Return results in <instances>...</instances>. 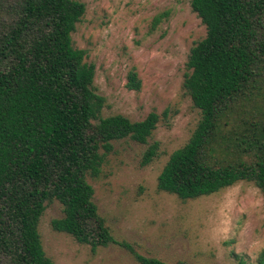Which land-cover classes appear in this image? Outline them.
Wrapping results in <instances>:
<instances>
[{
	"label": "trees",
	"instance_id": "trees-1",
	"mask_svg": "<svg viewBox=\"0 0 264 264\" xmlns=\"http://www.w3.org/2000/svg\"><path fill=\"white\" fill-rule=\"evenodd\" d=\"M187 1L205 30L188 49L181 80L198 119L167 156L155 187L186 200L246 181L264 205V0ZM3 8L0 264H53L37 231L52 200L61 215L49 220L50 228L90 252L117 244L137 264H172L115 240L86 179L98 176L116 140L146 144L138 165L152 161L158 142L147 141L160 115H101L104 98L92 86L93 64L70 37L84 11L81 1L11 0ZM125 85L138 88L133 72ZM234 264H264V244L255 260L238 257Z\"/></svg>",
	"mask_w": 264,
	"mask_h": 264
},
{
	"label": "rangeland",
	"instance_id": "rangeland-1",
	"mask_svg": "<svg viewBox=\"0 0 264 264\" xmlns=\"http://www.w3.org/2000/svg\"><path fill=\"white\" fill-rule=\"evenodd\" d=\"M84 11L70 37L94 68L92 86L104 98L101 115L142 119L160 115L147 143L158 142L148 164L138 162L146 144L113 142L97 177H87L92 200L112 237L164 262L234 264L255 260L264 244V205L258 189L238 181L209 195L181 200L158 191L156 176L169 153L188 138L198 111L181 89L189 47L204 26L187 0H79ZM11 0H0L1 12ZM157 18L156 21L154 19ZM133 72L137 89L125 83ZM166 110V115L161 112ZM60 204L46 203L37 231L53 264H137L121 246L97 247L53 231Z\"/></svg>",
	"mask_w": 264,
	"mask_h": 264
}]
</instances>
